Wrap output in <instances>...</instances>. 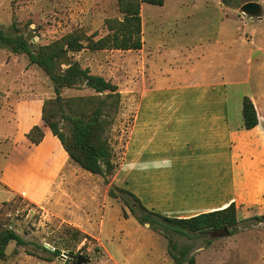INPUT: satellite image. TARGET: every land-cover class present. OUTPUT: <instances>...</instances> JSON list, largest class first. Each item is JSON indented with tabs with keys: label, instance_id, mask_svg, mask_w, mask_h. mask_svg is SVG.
<instances>
[{
	"label": "rangeland",
	"instance_id": "374dc122",
	"mask_svg": "<svg viewBox=\"0 0 264 264\" xmlns=\"http://www.w3.org/2000/svg\"><path fill=\"white\" fill-rule=\"evenodd\" d=\"M249 1L261 5V20L251 19L241 12L242 6ZM223 3L227 7L222 8ZM141 12L145 31L143 42L147 44L143 53L109 50L72 54L83 68L117 85L121 94L119 112L113 116L107 131L114 152L115 171L102 177L91 175L76 165L84 172L85 215L97 222L94 211L99 206L102 210L109 206L108 228H86L93 233L88 235L64 222L66 217L60 207L46 209L45 205L33 204L18 195L10 202L0 203V229L15 231L26 244L10 243L6 258L0 264H78L79 256L86 259L81 264H117L118 261L120 264H169L165 255L172 264H177L172 254L179 256L183 264H191V259L194 264H264V204L240 206L237 213L240 222L234 228H227L229 235L223 229L190 234V237L167 231L170 243L161 230L138 223L135 215L141 217L144 212L130 197L118 190H115L117 197L110 196L112 189L128 190L120 164L125 162L136 112L144 104L142 94L147 91L148 83L158 78L157 66L163 70L162 83L171 87L165 94L181 99L149 102L160 106L189 108L195 103L190 101L192 95L212 92L213 77L227 61L229 71L238 75L236 81L242 82L229 86L230 107L260 87L255 83L258 66L251 69L256 63L255 56L252 65L248 58L251 51L264 48V0H166L164 6L143 4ZM111 18H122L117 0H0V29L7 35L24 36L34 51L76 29L88 35L95 34L96 39L102 38L108 34L105 20ZM237 45L242 52H234ZM208 47L212 51L205 52ZM180 52L188 56H181ZM225 53L227 60H220ZM191 56L193 59L189 61ZM11 78L17 90L11 81L7 84ZM4 79L5 93L15 90L20 96L34 91L46 100L55 99L53 83L39 67L31 65L25 54H15L10 48L0 46V84ZM94 95L85 86L62 91L65 100ZM9 106L11 102L0 98V141L3 142L16 128ZM64 107L70 113V109ZM71 108H78V103ZM9 119L12 125L7 123ZM62 128L66 132L69 130L66 123H62ZM6 147L1 145V153ZM70 165L72 167V163ZM73 169L69 171L74 172ZM6 198L3 195L0 201ZM131 206H135V214ZM256 217H263V221ZM77 231L89 237L86 239ZM56 251L59 256L54 255ZM182 251H186L184 256L180 255Z\"/></svg>",
	"mask_w": 264,
	"mask_h": 264
},
{
	"label": "crops",
	"instance_id": "0c3cea01",
	"mask_svg": "<svg viewBox=\"0 0 264 264\" xmlns=\"http://www.w3.org/2000/svg\"><path fill=\"white\" fill-rule=\"evenodd\" d=\"M225 7L223 3L222 8ZM262 13L263 10L256 18L261 20ZM144 33L142 22V40ZM146 45L143 42L141 50L127 52L143 53ZM239 46L234 52H242ZM210 51L212 49L208 47L205 52ZM183 52H180L181 56H188ZM226 54H221L220 60H227ZM250 56V65L254 63L255 56L256 63L251 69L258 66L255 83L256 87L260 86L256 92L244 96L252 100L259 120L258 126L252 130L244 128V97L230 107L229 86L242 82L236 81V72L229 71L228 61L225 65L222 63L220 72L214 75L212 92L208 90L203 95H192L190 101L195 103L185 109L149 103L181 100L179 96L165 94L171 87L162 83L163 70L157 66L158 78L148 83L147 91L142 94L144 104L136 112L125 153V162L161 157L174 160L170 169L125 174L128 191L148 210L168 218L189 219L226 209L231 204L236 205L237 213L240 206L264 204V48L251 51ZM192 59L191 56L189 61ZM10 81L17 90L12 78L7 80V84ZM5 82L4 79L0 84V98L11 102L9 109L16 128L6 141H0V147L7 146L2 153L0 148V198L7 196L0 203L10 202L19 195L33 204L45 205L46 209L60 207L66 217L63 221L88 235L93 233L86 228L107 229L109 206L104 210L99 206L94 211L98 216L97 222L83 211L84 172L77 168L61 142L45 126L42 109L46 99L34 91L20 96L15 90L5 93ZM26 87L30 88V85ZM167 97L170 99H165ZM7 123L12 125L10 119ZM34 127H40L44 132V139L38 145L28 139ZM70 168H74V172H70ZM98 240L101 241L100 238ZM164 257L172 264L166 255Z\"/></svg>",
	"mask_w": 264,
	"mask_h": 264
},
{
	"label": "trees",
	"instance_id": "16d2710c",
	"mask_svg": "<svg viewBox=\"0 0 264 264\" xmlns=\"http://www.w3.org/2000/svg\"><path fill=\"white\" fill-rule=\"evenodd\" d=\"M165 0H117L122 18L106 19L108 34L96 39V35H88L82 29H76L60 39L41 46L34 51L22 35H7L0 29V46H6L15 54H25L31 65L39 67L53 83L55 99L45 100L42 119L46 127L61 142L70 159L85 171L107 177L116 168L113 148L107 137V131L113 123V116L119 112L121 94L118 86L99 75L83 68L72 54L83 51H139L143 47L141 8L143 4L163 6ZM90 88L95 95L79 99H68L62 96L64 89ZM78 103V108L71 105ZM70 109L67 113L65 107ZM55 107V108H54ZM244 128L252 130L258 126L259 120L252 100L244 97L242 106ZM68 125V132L62 128ZM29 141L40 144L44 132L34 127L28 134ZM102 161V163H101ZM115 190L130 197L136 206L144 212L143 216L135 215L139 224L148 225L153 230H161L164 237L172 243L167 231L190 237V234L203 233L210 230L234 228L238 225L237 207L231 204L226 209L205 213L189 219L168 218L148 210L140 199L123 188L110 191L111 197H117ZM135 214V206H131ZM260 222L263 217H256ZM78 234L88 238L86 234ZM231 235L234 234L230 232ZM23 246L26 242L13 230L0 229V262L6 258V250L10 243ZM176 249V246L173 247ZM170 253L172 254L171 250ZM186 251L180 252L184 256ZM59 256V252L54 253ZM177 264H183L179 256L171 255ZM194 264V259L190 260Z\"/></svg>",
	"mask_w": 264,
	"mask_h": 264
},
{
	"label": "clouds",
	"instance_id": "9594fccd",
	"mask_svg": "<svg viewBox=\"0 0 264 264\" xmlns=\"http://www.w3.org/2000/svg\"><path fill=\"white\" fill-rule=\"evenodd\" d=\"M140 155H142V153H140ZM173 165L174 160L171 157H161L154 160L133 159L131 161L122 162L120 164V171L126 175L133 172L149 173L154 170L170 169Z\"/></svg>",
	"mask_w": 264,
	"mask_h": 264
},
{
	"label": "water",
	"instance_id": "95a60500",
	"mask_svg": "<svg viewBox=\"0 0 264 264\" xmlns=\"http://www.w3.org/2000/svg\"><path fill=\"white\" fill-rule=\"evenodd\" d=\"M262 8L258 3L255 2H246L242 8H241V12L245 15V16H249L251 19L258 17L261 14ZM223 231L225 232V234L229 235L227 228L223 229ZM86 259L79 256L78 257V264H81V262H85Z\"/></svg>",
	"mask_w": 264,
	"mask_h": 264
},
{
	"label": "built area",
	"instance_id": "2783aa9c",
	"mask_svg": "<svg viewBox=\"0 0 264 264\" xmlns=\"http://www.w3.org/2000/svg\"><path fill=\"white\" fill-rule=\"evenodd\" d=\"M245 16V15H244Z\"/></svg>",
	"mask_w": 264,
	"mask_h": 264
}]
</instances>
